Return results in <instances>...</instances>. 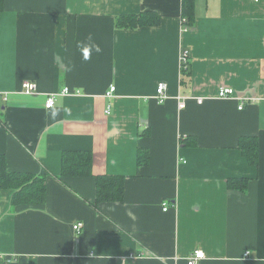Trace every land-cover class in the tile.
Here are the masks:
<instances>
[{"label":"crops","instance_id":"1","mask_svg":"<svg viewBox=\"0 0 264 264\" xmlns=\"http://www.w3.org/2000/svg\"><path fill=\"white\" fill-rule=\"evenodd\" d=\"M147 11L160 23L116 26ZM182 16L183 0L4 1L0 154L10 171L46 175L47 193L13 209L0 189V264H187L197 249L200 264H264V0H195L190 29ZM89 37L102 51L85 61ZM221 86L236 96L219 98ZM243 136L258 139L257 165ZM72 150L92 151L93 176H61ZM106 174L125 176L124 200L96 206Z\"/></svg>","mask_w":264,"mask_h":264},{"label":"trees","instance_id":"2","mask_svg":"<svg viewBox=\"0 0 264 264\" xmlns=\"http://www.w3.org/2000/svg\"><path fill=\"white\" fill-rule=\"evenodd\" d=\"M4 1L0 0V15L4 10ZM195 0H183V28L190 29L193 24ZM160 23V15L147 11L139 14H124L117 18L116 26L121 28H138ZM182 79L186 82L189 78L190 67L182 68ZM240 149L243 155L252 165H257L260 158L259 142L256 137L243 136L240 139ZM147 158L145 152L139 156V164H145ZM93 154L88 150L66 151L62 158V177H86L93 176ZM96 199L98 206L101 202H122L125 196V176L100 175L96 176ZM46 180L44 174L31 172L10 171L6 157L0 154V189H11L13 209L20 205H40L46 200ZM228 186L241 191H246L248 181L245 178H230Z\"/></svg>","mask_w":264,"mask_h":264},{"label":"built area","instance_id":"3","mask_svg":"<svg viewBox=\"0 0 264 264\" xmlns=\"http://www.w3.org/2000/svg\"><path fill=\"white\" fill-rule=\"evenodd\" d=\"M190 57L188 52H183L181 54V69L182 68H186L188 69L190 67ZM22 89L25 93L27 94H31L34 93L37 90V85L35 82L30 81V80H26L23 82L22 84ZM166 88L167 85L164 82H161L158 87H157V98L160 102H164L167 99V93H166ZM71 89L69 87H65L61 92H54L51 94V96H49V98L47 99L46 103H45V107L47 109L53 108L56 105V96L58 94H69L71 93ZM116 91V86L113 85L111 86L110 90L107 92V96L109 97H113L114 92ZM236 96L235 90L233 87L230 86H221L218 89V97L219 98H234ZM7 96L5 94H3L0 91V101H7ZM197 101L202 103L204 101L203 98H197ZM181 107L185 106L184 102L180 103ZM246 106V101L245 100H240V104H239V109H243ZM111 112V106H109L106 110L107 114H110ZM168 209V204L165 202L164 203V210ZM83 226L82 222L77 223L76 225H74L75 230L80 229ZM246 255H249V252L246 253ZM205 253L203 250L201 249H197L195 250L188 258H187V264H200V262L205 259Z\"/></svg>","mask_w":264,"mask_h":264},{"label":"clouds","instance_id":"4","mask_svg":"<svg viewBox=\"0 0 264 264\" xmlns=\"http://www.w3.org/2000/svg\"><path fill=\"white\" fill-rule=\"evenodd\" d=\"M88 41L89 42L82 41L78 44L81 55L85 61L91 58L93 51H95L96 53H99L102 51L101 47L98 44L91 42V37L88 38Z\"/></svg>","mask_w":264,"mask_h":264}]
</instances>
